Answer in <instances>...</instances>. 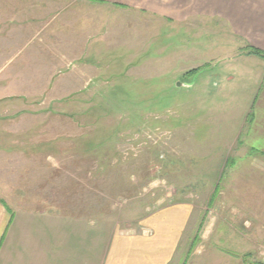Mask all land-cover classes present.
<instances>
[{"label":"rangeland","instance_id":"rangeland-1","mask_svg":"<svg viewBox=\"0 0 264 264\" xmlns=\"http://www.w3.org/2000/svg\"><path fill=\"white\" fill-rule=\"evenodd\" d=\"M148 18L0 0V197L65 216L69 232L139 229L182 202L264 233V152L245 139L256 67L232 61L237 43ZM43 221L31 225L57 232Z\"/></svg>","mask_w":264,"mask_h":264},{"label":"crops","instance_id":"crops-1","mask_svg":"<svg viewBox=\"0 0 264 264\" xmlns=\"http://www.w3.org/2000/svg\"><path fill=\"white\" fill-rule=\"evenodd\" d=\"M90 1L129 17H156L173 29L206 30L241 45L232 61H242L245 68L255 66L260 77L252 88L253 117L245 139L252 149L264 152V57L250 53L252 49L264 52V0ZM221 61L231 59L225 56ZM195 68L193 86L199 93L210 86L209 68L201 63ZM219 91L215 94L220 95ZM191 216L190 204L179 202L143 218L139 229L112 230L105 235L100 230L69 232L65 216L44 208L12 209L0 197V264H264V233L259 223L248 229L246 219L240 228L227 221L217 225V217ZM35 217H43L48 227L50 221L54 222L50 227L56 225L53 217H60L57 232L55 226L41 232L33 228Z\"/></svg>","mask_w":264,"mask_h":264},{"label":"trees","instance_id":"trees-1","mask_svg":"<svg viewBox=\"0 0 264 264\" xmlns=\"http://www.w3.org/2000/svg\"><path fill=\"white\" fill-rule=\"evenodd\" d=\"M250 53L264 57V52H262L260 50L252 49V50H250Z\"/></svg>","mask_w":264,"mask_h":264}]
</instances>
